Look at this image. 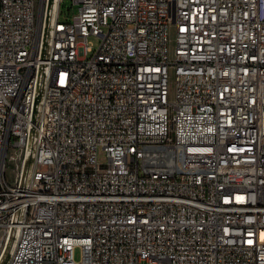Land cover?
<instances>
[{"label": "built area", "instance_id": "1", "mask_svg": "<svg viewBox=\"0 0 264 264\" xmlns=\"http://www.w3.org/2000/svg\"><path fill=\"white\" fill-rule=\"evenodd\" d=\"M62 2L0 0V259L264 264V0Z\"/></svg>", "mask_w": 264, "mask_h": 264}, {"label": "rangeland", "instance_id": "2", "mask_svg": "<svg viewBox=\"0 0 264 264\" xmlns=\"http://www.w3.org/2000/svg\"><path fill=\"white\" fill-rule=\"evenodd\" d=\"M77 4L74 2V0H63L62 5H61V14H60V18L63 21H70L73 17V15L77 12ZM170 43H169V47L172 50L174 45H175V37H176V32L173 26H171L170 28ZM89 42L92 45L94 50H97V48L99 47V44L101 42V38L96 36V35H90L89 36ZM171 88V92L174 91V84L173 82L170 85ZM99 160L101 162H105L107 160V155L106 153L100 149L99 150ZM16 168H17V162L12 160L8 163L7 165V169H6V177L9 183H13L16 179ZM12 247V246H11ZM11 254L10 251L7 253L6 257H3V263L5 264V262L7 260H9L8 258H10ZM77 257H80V253L77 251ZM8 262V261H7ZM6 262V263H7Z\"/></svg>", "mask_w": 264, "mask_h": 264}, {"label": "bare ground", "instance_id": "3", "mask_svg": "<svg viewBox=\"0 0 264 264\" xmlns=\"http://www.w3.org/2000/svg\"><path fill=\"white\" fill-rule=\"evenodd\" d=\"M13 246L14 245H12V247L8 250V252L10 251V254L12 253V251H13ZM1 258H3V257H1ZM9 259V258H8ZM8 261V260H7ZM6 261V262H7ZM2 262H4L2 259H0V264L2 263ZM4 264V263H3Z\"/></svg>", "mask_w": 264, "mask_h": 264}, {"label": "trees", "instance_id": "4", "mask_svg": "<svg viewBox=\"0 0 264 264\" xmlns=\"http://www.w3.org/2000/svg\"><path fill=\"white\" fill-rule=\"evenodd\" d=\"M5 264H7V263L5 262Z\"/></svg>", "mask_w": 264, "mask_h": 264}]
</instances>
